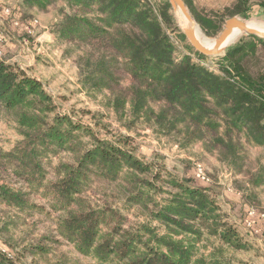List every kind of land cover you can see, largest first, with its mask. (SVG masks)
<instances>
[{"label":"trees","instance_id":"16d2710c","mask_svg":"<svg viewBox=\"0 0 264 264\" xmlns=\"http://www.w3.org/2000/svg\"><path fill=\"white\" fill-rule=\"evenodd\" d=\"M249 1L208 15L185 0L210 37L223 31L226 17H249ZM58 2L65 6L54 32L78 46L84 84L105 94L128 132L142 127L183 149L201 143L230 168L248 216L263 218L264 153L254 164L247 146L264 149V68L254 72L249 63L264 39L249 35L217 57L188 44V54L179 56L166 29L175 25L169 0L159 9L147 0H23L37 10ZM12 17L7 14L6 24ZM22 19L18 29L30 36L33 17ZM208 59L216 66L206 65ZM0 114L21 136L11 150L0 148V206L13 220L50 204L57 236L97 264H226L224 249H250L223 210L214 174L200 180L188 161L181 178L139 157L132 135L100 138L60 113L41 80L1 56ZM212 239L219 246L201 251ZM37 248V254L47 251ZM16 256L0 251V264H13Z\"/></svg>","mask_w":264,"mask_h":264},{"label":"rangeland","instance_id":"374dc122","mask_svg":"<svg viewBox=\"0 0 264 264\" xmlns=\"http://www.w3.org/2000/svg\"><path fill=\"white\" fill-rule=\"evenodd\" d=\"M147 1L155 9H159L164 0ZM190 1L195 9L208 15L236 3V0ZM261 2L262 0H250L248 5L254 7L251 15L246 18L241 15L236 17L247 24L256 23L264 27V7L261 9L256 7ZM64 6L63 2H58L46 10H37L26 7L23 0H0V27L3 28L0 33V56L18 63L30 75L41 80L54 97L60 113L91 126L100 138L113 139L132 135L134 142L131 148L139 157L148 161H157L159 165H165L181 178L188 175L186 171L188 161L192 162V173L196 174L200 180L205 175L214 174L217 178L215 188L221 194L223 210L230 212L250 246L249 250L244 251L224 249L225 263L264 264V218L248 216L249 207L239 199L230 168L224 166L215 153H207L201 143L183 149L170 138L158 136L151 130L145 131L142 127L136 126L132 133L128 132L124 122L119 121L120 116L107 106L105 94L92 90L84 84L82 71L78 64L81 55L78 46L60 41L54 32L56 24L62 19L60 10ZM10 13H13V22L11 19L12 24H6V16ZM171 13L174 16L175 25L174 27L168 26L166 29L178 48L177 54L182 56L188 54L189 50L186 45L190 42L185 35L186 27L182 25L178 11L172 7ZM24 15L33 17L30 36H26L22 30L18 29V21H22ZM228 19L230 18H225V23ZM200 31L211 43L208 46L210 48L221 34L210 37L201 28ZM179 34H184L186 40L182 41ZM248 36L247 33H241L229 46ZM217 62L216 59H208L205 64L216 66ZM249 63L254 72L259 68H264V44H258L257 55L251 56ZM104 127L109 128V133L103 129ZM87 138L85 136L84 143H90ZM20 139L21 136L15 123L6 114H0V148L6 151L11 150ZM250 153V159L254 164L262 158L259 150L253 149ZM260 198L264 207V191L260 192ZM34 199L38 205L46 203L40 197ZM47 206L34 209L31 216L27 218L25 215L21 217L16 215V218L13 215L14 220L12 214L7 213V208L0 206V251L6 255L16 254L13 264H97L90 257L80 255L73 244L57 236V214L50 204ZM214 244L219 246L212 239L211 242L200 244L199 247L201 251L209 253ZM204 245L208 247V250ZM37 247H45L47 251L37 254L39 252Z\"/></svg>","mask_w":264,"mask_h":264},{"label":"water","instance_id":"95a60500","mask_svg":"<svg viewBox=\"0 0 264 264\" xmlns=\"http://www.w3.org/2000/svg\"><path fill=\"white\" fill-rule=\"evenodd\" d=\"M173 9L178 11V13L188 21L189 26L185 30V35L188 38L191 46L199 53L205 56H219L224 53L225 49L232 44L236 35L241 33H247L248 35L257 36L264 39V33L250 28L248 24L237 18L233 17L226 21L224 29L221 34L215 40L213 46L210 48L204 45L197 36V32L201 33L200 27L197 21L192 16L189 7L187 6L185 0H169Z\"/></svg>","mask_w":264,"mask_h":264},{"label":"bare ground","instance_id":"6f19581e","mask_svg":"<svg viewBox=\"0 0 264 264\" xmlns=\"http://www.w3.org/2000/svg\"><path fill=\"white\" fill-rule=\"evenodd\" d=\"M181 15L179 14V19H180V21L182 22V25H184L186 28H188V26H189V23H188V21H186V19L185 18H183L182 17V19H181ZM248 26L250 27V28H253V29H256V30H258V31H260V32H262V33H264V27H262L261 25H258V24H256V23H248ZM241 34H239V35H236V39L240 36ZM197 36H198V39L204 44V45H206V46H209L211 43L208 41V39L202 34V33H199V31L197 32ZM235 39V40H236ZM213 46V45H212Z\"/></svg>","mask_w":264,"mask_h":264},{"label":"crops","instance_id":"0c3cea01","mask_svg":"<svg viewBox=\"0 0 264 264\" xmlns=\"http://www.w3.org/2000/svg\"><path fill=\"white\" fill-rule=\"evenodd\" d=\"M256 7H258L259 9H261L260 6H256ZM253 149L259 150L262 155L264 153V149L262 147H259V146H250V145L247 146V150H248L249 154H251L250 151H253ZM263 159H262V162H263ZM263 164H264V162H263ZM224 166H226V165H224ZM262 191H264V190H261V192ZM250 217H252V218H259L257 215H255V216L251 215Z\"/></svg>","mask_w":264,"mask_h":264},{"label":"built area","instance_id":"2783aa9c","mask_svg":"<svg viewBox=\"0 0 264 264\" xmlns=\"http://www.w3.org/2000/svg\"><path fill=\"white\" fill-rule=\"evenodd\" d=\"M7 12L9 13V10H7ZM16 24H17V23H16ZM252 215L255 216L256 213H255V212H252ZM263 218H264V216H263ZM3 252H7V251H3ZM8 255L10 256V254H8Z\"/></svg>","mask_w":264,"mask_h":264}]
</instances>
